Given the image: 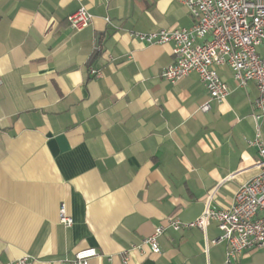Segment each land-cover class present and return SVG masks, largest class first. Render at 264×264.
Instances as JSON below:
<instances>
[{"label": "crops", "instance_id": "crops-1", "mask_svg": "<svg viewBox=\"0 0 264 264\" xmlns=\"http://www.w3.org/2000/svg\"><path fill=\"white\" fill-rule=\"evenodd\" d=\"M81 6L93 18L74 31ZM191 24L178 0H0V264H59L88 247V264H223L214 222L166 229L159 253L143 243L170 218L228 207L258 172L255 83L219 67L229 93L201 111L196 73L160 76L172 44L128 34ZM259 132L264 143V119ZM236 264H264V252Z\"/></svg>", "mask_w": 264, "mask_h": 264}, {"label": "built area", "instance_id": "built-area-1", "mask_svg": "<svg viewBox=\"0 0 264 264\" xmlns=\"http://www.w3.org/2000/svg\"><path fill=\"white\" fill-rule=\"evenodd\" d=\"M189 12V27L161 28L146 33L129 31L148 44H172L173 61L164 67L162 79L176 83L189 73H196L208 92L209 99L199 107L208 111L209 101L222 102L229 88L221 80L217 69L227 66L237 86L244 87L253 81L258 96L252 104L251 116L256 124L254 139L248 144L258 150V172L242 183L235 191L228 207L213 209L206 204L202 213L191 221L170 218L158 225L143 239L152 253H159L157 237L166 229L199 228L205 231L214 222L220 231L215 242L227 246L223 264H236L245 251L258 249L264 252V143L259 132V122L264 119V0H178ZM93 16L84 7L68 15V25L80 31L89 25ZM95 50H99L96 46ZM88 74L100 77L98 69L89 67ZM211 195L209 196V198ZM59 221L66 227L72 218L63 204L59 207ZM98 256L93 247L81 249L74 259L59 264H88ZM6 264H29L23 256Z\"/></svg>", "mask_w": 264, "mask_h": 264}]
</instances>
